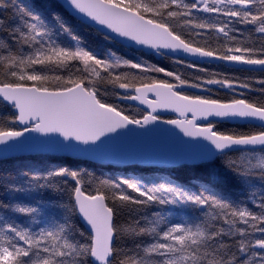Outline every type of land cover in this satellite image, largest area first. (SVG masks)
Returning <instances> with one entry per match:
<instances>
[{
    "label": "snow or ice",
    "instance_id": "6c2138e0",
    "mask_svg": "<svg viewBox=\"0 0 264 264\" xmlns=\"http://www.w3.org/2000/svg\"><path fill=\"white\" fill-rule=\"evenodd\" d=\"M9 161L0 264H264V0H0Z\"/></svg>",
    "mask_w": 264,
    "mask_h": 264
},
{
    "label": "trees",
    "instance_id": "16d2710c",
    "mask_svg": "<svg viewBox=\"0 0 264 264\" xmlns=\"http://www.w3.org/2000/svg\"><path fill=\"white\" fill-rule=\"evenodd\" d=\"M81 36L84 38V40L92 47H95L97 44V38L92 35L87 29H82L81 30ZM145 59H149L150 63H160L163 66L166 67H172V63L168 60H159L155 57L152 58H148L145 57ZM167 79L166 77H162ZM172 117V116H170ZM89 167H93L96 168L97 171H103L105 173V175H114V172H109L108 169L106 167H101L99 165H94V164H89ZM4 171H9V172H17L18 171V164L16 161H9L7 164H0V172H4ZM175 175L177 177H179L182 181H184L185 183L189 182V181H200V180H207L208 177L197 171V170H178ZM193 187H195L196 185L193 184ZM231 188V186H229ZM234 191V189H233Z\"/></svg>",
    "mask_w": 264,
    "mask_h": 264
},
{
    "label": "water",
    "instance_id": "95a60500",
    "mask_svg": "<svg viewBox=\"0 0 264 264\" xmlns=\"http://www.w3.org/2000/svg\"><path fill=\"white\" fill-rule=\"evenodd\" d=\"M157 59H159V58H157ZM167 115L172 116L173 118H175V116H176V114H174V113H168ZM166 142H167V138L166 137L162 138L160 141L161 146H163Z\"/></svg>",
    "mask_w": 264,
    "mask_h": 264
}]
</instances>
